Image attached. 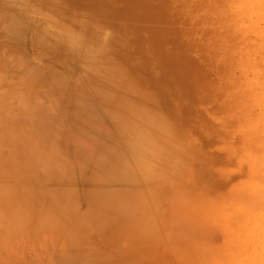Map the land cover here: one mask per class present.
I'll use <instances>...</instances> for the list:
<instances>
[{
  "label": "rangeland",
  "instance_id": "rangeland-1",
  "mask_svg": "<svg viewBox=\"0 0 264 264\" xmlns=\"http://www.w3.org/2000/svg\"><path fill=\"white\" fill-rule=\"evenodd\" d=\"M256 1L0 0V264H264V6ZM52 5L77 22L51 15ZM100 22L106 28L91 38ZM62 26L81 35L84 62L92 40L93 67L59 42ZM128 104L142 106L150 124L143 115L135 123ZM125 118L146 126L149 163L127 161L128 135L143 130L128 133ZM139 134L132 141L146 143ZM147 188L154 217L135 219Z\"/></svg>",
  "mask_w": 264,
  "mask_h": 264
},
{
  "label": "bare ground",
  "instance_id": "bare-ground-1",
  "mask_svg": "<svg viewBox=\"0 0 264 264\" xmlns=\"http://www.w3.org/2000/svg\"><path fill=\"white\" fill-rule=\"evenodd\" d=\"M35 1H36V0H35ZM37 1H38V2L41 1L42 4H43V3H46L45 1H47V2H49V3L52 2V1L50 2V0H37ZM79 1H80V0H79ZM92 1H93V0H92ZM256 2H262V6H260V7H263V6H264V1L259 0V1H256ZM31 3H32V2H31ZM49 3H48V4H49ZM53 3H54V2H53ZM55 3H56V2H55ZM55 3H54V4H55ZM68 3H69V2H67V5H68ZM76 3H78V2H76ZM83 3H84V2H83ZM93 3H94V2H93ZM93 3H92V4H93ZM78 4H79V3H78ZM81 4H82V3H81ZM92 4H91V5H92ZM26 5H29V4H26ZM36 5H37V4H35V6H36ZM64 5H65V4H64ZM71 5H72V4H71ZM91 5H90V6H91ZM108 5H109V4H108ZM32 6H33L32 4H31V6L29 5L28 7L25 6V7H27V8L25 9V12H26L27 14H28L29 12H33V10H34L33 7H34V6H33V7H32ZM37 6H39V5H37ZM45 6H46V4H45ZM48 6H49V5H48ZM48 6H46V7H48ZM79 6H81V5L79 4ZM99 6L101 7V5H99ZM82 7H83V6H82ZM84 7H85L84 10L88 9L86 6H84ZM0 8H1V7H0ZM35 8L37 9V7H35ZM41 8H42V7H41ZM50 8H51V9H50L49 11L47 10L49 13H50V11H51V13H52V11L54 10L53 12H55V13L58 12V13L60 14V17H61L62 19H64V18L66 17V20H67V18H69V21H68V22H71V21H73V20L76 21V19L78 18V17L74 14L73 11H71V10L68 9L67 6H61V5H60V8H62V9H60V8H59V5H52ZM58 8H59V9H58ZM63 8H64V10H63ZM71 8H72V7H71ZM122 8H123V7H121V9H122ZM2 9H3V8H2ZM38 9H39V7H38ZM43 9H44V8H43ZM73 9H74V8H73ZM55 10H60V12H59V11H55ZM77 10H78V9H77ZM77 10H76V11H77ZM122 10H123V9H122ZM3 11H4V10H0V13L3 12ZM63 11H64V12H63ZM123 11H124V10H123ZM123 11H122V12H123ZM232 11L236 12V11L234 10V8H233ZM45 12H46V11H45ZM62 12H63V14H61ZM80 12H83V11H80ZM86 12H87V11H86ZM122 12H121V13H122ZM127 12H128V11H127ZM127 12H126V13H127ZM234 12H233V14H234ZM33 13H34V12H33ZM43 13H44V12H43ZM51 13H50V14H51ZM75 13H76V12H75ZM83 13H84V12H83ZM1 14L4 15L5 12H3V13H1ZM45 14H46V13H45ZM47 14H48V13H47ZM50 14H48V15H49L48 17H47L46 15H45L46 17L44 16L45 18H44L43 20L45 21V23H46V21L49 20L48 18L51 17ZM79 14H80V13H79ZM87 14H88V12H87ZM115 14H116V13H115ZM231 14H232V13H231ZM231 14H230V15H231ZM2 15H0V16H2ZM41 15H42V14H41ZM51 15H53V14H51ZM61 15H62V16H61ZM84 15L86 16V14H84ZM103 15H104V13H103ZM116 15H118V14H116ZM119 15H120V14H119ZM122 15H123V13H122ZM5 16H6V14H5L3 17L5 18ZM35 16H36V15H35ZM63 16H64V17H63ZM89 16H90V14H88L87 17H89ZM233 16H234V15H233ZM260 16H261V15H260ZM27 17H28V16H27ZM81 17H82V16H81ZM236 17H238V16H236ZM31 18H32V17H31ZM232 18H233V17H232ZM5 19H6V18H5ZM50 19H51V18H50ZM85 19H86V18H81V20H85ZM88 19H89V18H88ZM92 19H93V18H92ZM78 20H79V19H78ZM89 20H90V19H89ZM2 21H3V20H2ZM2 21H1V22H2ZM79 21H80V20H79ZM42 22H43V21H42ZM42 22H41V23H42ZM76 22H77V21H76ZM101 22H103V21H101ZM101 22H100V24L98 23V25H101ZM45 23H44V24H45ZM63 23H65V22H63ZM72 23H73V22H72ZM65 24H66V23H65ZM65 24H64V25H65ZM70 24H71V23H70ZM102 24L104 25V22H103ZM62 25H63V24H62ZM73 25H74V24H73ZM40 26H41V24H40ZM71 26H72V24H71ZM88 26H89V25H88ZM90 26H91V25H90ZM105 26H107V25L105 24ZM107 27H108V26H107ZM38 28H39V27H38ZM61 28H64V29L66 30V27H65V26H64V27L62 26ZM89 28H90V27H89ZM104 28H106V27H104V26H102V25L93 28V30L91 31V38H93L94 35H95V38L97 39V36L100 34L99 32H101L100 30H103ZM78 29H79V28H78ZM108 29H109V28H108ZM39 30H40V31H41V30H44V32H49L50 34H51V32H53L50 28H47V29H46L45 27L42 28V29L40 28ZM45 30H46V31H45ZM53 30H54V29H53ZM61 30H63V29H61ZM61 30H59V32H60ZM105 30H106V29H105ZM54 31H55V30H54ZM85 31H86V30H85ZM89 31H90V30H89ZM89 31H88V33H89ZM106 31H107V30H106ZM41 32H43V31H41ZM56 32H57V30H56ZM59 32H57V34H60L62 31H61L60 33H59ZM63 33H65V34H63ZM63 33L60 34V35H57V36H62V38H63V39H62V38L60 37V39H58L59 42H64V43H66L67 46H68V48L70 47L69 49H71V51L73 52V54H72V55H74L73 57H74L75 59H76V58L80 59V58H79L80 54H79V55L77 54V53H78V49H79L80 47L77 46L76 44H77V42H79V40H82V39H81V38H82L81 35H79L78 33L75 34V33H73V32H69L68 29H67L65 32L63 31ZM81 33H82V32H81ZM38 34H39V37H40V36H42L43 33H38ZM82 34L84 35V33H82ZM114 34L116 35V33H114ZM119 34H120V33H119ZM89 35H90V34H89ZM121 36H122V35H121ZM39 37H38V38H39ZM53 37H54V36H53ZM85 37H86V36H85ZM118 37H119V36H118ZM55 38H56V35H55ZM86 38L88 39V37H86ZM115 38H117V36H116ZM98 39L100 40L99 37H98ZM119 39H120V37H119ZM83 40H84V39H83ZM88 40L91 41V43L89 42V43H90L89 48H87V49H85V50L82 49V50L84 51V53H85L84 56H86V57H85L86 59L84 58V59L86 60V62H84V61L81 60V59L78 60L79 62H80V61H83V62H82V63H83V66H85L86 68H89V67H91V66H92V67L94 66V62H92V61H93V59L95 58V57H94V56H95V52L92 50V48H93V47H92V40H91V39H88ZM121 40H122V39H121ZM123 40H124V39H123ZM39 41H40V43H41V45H42V42H43L42 37L39 38ZM116 41H117V40H116ZM53 42H55V41H53ZM101 42H102V41H101ZM123 42H124V41H123ZM36 43H37V42H36ZM48 43H49V42H48ZM118 43H119V42H118ZM55 44H56V43H55ZM57 44H59L58 41H57ZM59 45H60V44H59ZM96 45H97V43H96ZM115 45H116V44H115ZM115 45H114V46H115ZM126 45H127V44H126ZM126 45H125V48H126ZM39 46H40V44H39ZM54 46H55V45H54ZM60 46H61V45H60ZM100 46H104V45H100ZM100 46H99V47H100ZM78 47H79V48H78ZM113 48L115 49L116 46L113 47ZM37 49H38V48H37ZM42 49H43V48H42ZM53 49H54V47H53ZM53 49H52V50H53ZM101 49H102V48H101ZM106 49H107V48H106ZM47 50H48V49H47ZM52 50H51V52L54 51V50H53V51H52ZM103 50H104V49H103ZM115 50H116V49H115ZM45 51H46V49H45ZM48 51H49V50H48ZM69 51H70V50H69ZM71 51H70V52H71ZM80 51H81V49L79 50V53H80ZM83 51H82V52H83ZM40 52H41V51H40ZM46 52H47V51H46ZM51 52H50V54H51ZM8 53H9V52H8ZM37 53H38V52H37ZM42 53H43V52H42ZM42 53H39V54H42ZM10 54H11V53H10ZM16 54H17V53H16ZM47 54H48V52H47ZM47 54H46V55L42 54V55L46 56V58H47V57L49 56V55L47 56ZM13 55H14V54H13ZM19 55H20V54H19ZM34 55H35V54H34ZM57 55H58V54H57ZM75 55H76V57H75ZM77 55H78V57H77ZM17 56H18V55H17ZM17 56H16V57H17ZM39 56H40V55H39ZM51 56H52V55H51ZM81 56H83V54H81ZM104 56H105V55H104ZM106 56H107V55H106ZM10 57H11V56H10ZM14 57H15V56H14ZM16 57H15V58H16ZM109 57H110V56H109ZM109 57H108V58H109ZM43 58H44V57H43ZM50 58H51V57H50ZM103 58H104V57H103ZM108 58H107V59H108ZM39 59H40V58H39ZM41 59H42V58H41ZM53 59H54V57H53ZM82 59H83V58H82ZM129 59H131V58H129ZM76 60H77V59H76ZM97 60H98V59H97ZM110 60H111V59H110ZM99 61H100V60H99ZM99 61H98V62H99ZM106 61H107V60H106ZM130 61H131V60H130ZM15 62H16V61H15ZM46 62H47V61H46ZM104 62H105V61H104ZM104 62H103V63H104ZM112 62H113V61H112ZM115 62H116V61H115ZM96 63H97V62H96ZM105 63H106V62H105ZM116 63H117V62H116ZM106 64H108V63H106ZM95 65H97V64H95ZM22 66H23V65H22ZM24 66H25V64H24ZM26 66H27V65H26ZM113 66H114V65H113ZM81 67H82V66H81ZM103 67H104V66H103ZM115 68H116V67H115ZM23 69H26V68H23ZM96 69H97V68H96ZM105 69H106V68H105ZM81 70H82V69H81ZM103 70H104V69H103ZM103 70H102V72H104ZM67 71H68V70H67ZM23 72H24V71H23ZM69 72H71V71H69ZM83 72H85V71H83ZM109 72H110V70H109ZM64 73H65V72H64ZM69 74H70V73H69ZM55 75H56V74H55ZM83 75H84V74H83ZM58 76H59V75H58ZM66 76H67V75H66ZM74 77H75V76H74ZM79 77H80V76H79ZM102 77H103V76H102ZM115 77H116V76H115ZM53 78H54V77H53ZM71 78H72V77H71ZM122 78H123V77H122ZM55 79H56V78H55ZM57 79H58V78H57ZM57 79H56V80H57ZM61 79H62V78H61ZM61 79L59 80L60 82H61ZM78 79H79V78H78ZM38 80H39V79H38ZM63 80H64V78H63ZM115 80H116V79H115ZM118 80H119V82H120V79H118ZM124 80H125V79H124ZM59 81H58V82H59ZM114 82H115V81H114ZM119 82H118V83H119ZM126 82H127V81H126ZM76 83H77V82H76ZM83 83H84V82H83ZM118 83H117V84H118ZM121 83H124V82L121 81ZM117 84H116V85H117ZM65 85H66V84H65ZM114 85H115V84H114ZM123 85H124V84H123ZM70 86H71V85H70ZM120 87L122 88V86H120ZM123 89H124V88H123ZM131 89H132V88H131ZM121 90H122V89H121ZM135 91H136V90H135ZM135 91H134V92H135ZM125 92H126V90H125ZM120 93H121V92H120ZM126 93H127V92H126ZM132 93H133V92H132ZM135 93H136V92H135ZM122 94H123V93H122ZM124 94H125V93H124ZM131 96H132V95H131ZM52 97H53V96H52ZM23 98H24V97H23ZM25 99H26V98H25ZM130 99H131V98H130ZM132 100H133V99H132ZM108 103H109V102H108ZM114 104H115V103H114ZM141 104H142V103H141ZM46 105H47V104H46ZM35 106H36V105H35ZM48 106H49V105H48ZM121 106L124 107V108L126 107V106H123V105H121ZM121 106L119 105V108H120ZM142 106H143V104H142ZM142 106H141V109H140V108L136 109V108H137V107H136L135 110H132V111H131L130 108H129V104H128V106L126 107V110L128 109V111H129L128 114H129L130 116L132 115L131 118L134 116V121H135V123H136V119H138V121H139L140 116L143 115L144 117H143V116H141V117H143V119H144L147 123L150 124V121H148V120H149V116L146 117V115L148 114L147 112H149L148 107L145 106V110H146V113H147V114L145 115V114H141V113H140V111L142 112V110L144 109ZM116 107H118V105H116ZM139 107H140V106H139ZM39 108H40V106H39ZM43 109H44V108H43ZM52 109H53V107H52ZM121 110H122V108H121ZM126 110H124L123 112H125ZM139 110H140V111H139ZM42 111H43V110H42ZM42 111H40V112H42ZM51 111H52V110H51ZM134 111H135V112H134ZM138 111H139V112H138ZM35 112H36V109H35ZM35 112H34V113H35ZM143 112H144V111H143ZM143 112H142V113H143ZM44 113H45V111H44ZM67 113H68V112H67ZM138 113H139V114H138ZM39 114H40V113H39ZM60 114H61V113H60ZM135 114H136V115H135ZM34 115H35V114H34ZM32 116H33V115H32ZM32 116H31V117H32ZM36 116H37V115H36ZM40 116H42V115H39V116H38V117L41 118L42 120H41V119H38V117H37V119L39 120V123H38V121H37L38 125L35 124V125H37V126H40V120H41V121H44V119H43L42 117H40ZM130 116H128V117H130ZM35 118H36V117H35ZM45 118H46V115H45ZM123 118H124V117H123ZM29 119H30V118H29ZM31 119H32V118H31ZM33 119H34V116H33ZM37 119H35V120H37ZM46 119H47V118H46ZM46 119H45L44 122H45V124H47V126H48V122H49V121L46 122ZM125 119H126V120H125ZM125 119H124V120L127 122L128 118H125ZM35 120H34V122L31 121V124H32V123H35V122H36ZM50 121H51V120H50ZM128 121H129L128 126H129L131 129L128 128V129H129V130H128L129 132H128V131L125 129V128H127V127H125L126 125H124V127H125L124 129H125V132L127 131L128 133H130V130H133L137 125H135V123H133V125H132V123H130V122H131V119H129ZM132 122H133V121H132ZM42 123H43V122H42ZM29 124H30V123H29ZM43 124H44V123H43ZM137 124L139 125V124H140V121L137 122ZM152 124L154 125V123H152ZM130 125H132V126H130ZM27 126H28V125H27ZM30 126H31V125H29V127H30ZM37 126H36V127H37ZM43 126H44V125H43ZM47 126L45 125L46 128H47ZM134 126H135V127H134ZM139 126L141 127V125H139ZM31 127H32V126H31ZM31 127H30V128H31ZM50 127H51V126H50ZM122 127H123V126H122ZM144 127H146V126H144ZM144 127H142V128L139 129L138 126H137V127H136L137 129L135 128L137 131H138V130H143V132L141 131L140 134L136 132L135 135H136V134H139L140 137H141V134H142V137H143V136L146 134L143 138L141 137V138H142L141 141L144 140V138L146 139V138L149 137V136H147V135H148L147 132H146V133L144 132V129H143ZM30 128H29V129H30ZM37 128H38V127H37ZM39 128H41V127H39ZM39 128H38V129H39ZM48 128H49V127H48ZM48 128H47V129H48ZM132 128H133V129H132ZM147 128H148V127H147ZM122 129H123V128H122ZM135 129H134V130H135ZM30 130H31V129H30ZM30 130H29V131H30ZM6 131H7V130H6ZM38 131H40V130H38ZM41 131H42V129H41ZM43 131H44V130H43ZM48 131H50V130L48 129ZM158 131H159V130H158ZM127 132H126V133H127ZM134 132H135V131H134ZM162 132H163V131H162ZM41 133H46V132H40V135H38L40 138H41V135H42ZM47 133H48V132H47ZM163 133H164V132H163ZM38 134H39V132H38ZM50 134H51V133H50ZM143 134H144V135H143ZM47 135H48V134H47ZM130 135H131V134L128 135V136H129V139H130L129 142H133V143H130V144H132V146H131V148H130V150L132 149V150H131L132 152L130 153L131 155L129 154V155H130V156H129L130 158L128 157L129 159L127 158L128 160H127V159H126V160H127L128 162H129V160H131V161H135L136 163H139V164H141V165H143V164H145V163H147V162L149 163L150 160H152V157H153V156H152V153H150V150H149V153H148V150H147L148 147H149V148L151 147V146H150V145H151V141H148V140H150V139H149V138H148V140L146 139V140L148 141V142L146 141V143H144L145 141H144V142H138V143L135 142V143H134V141H136V136L134 135L135 137L133 136V138H132V137H130ZM132 135H133V134H132ZM132 135H131V136H132ZM154 135H156V134H154ZM161 135H163V134H161ZM35 136H36V135H35ZM43 136L45 137V134H44ZM43 136H42V138H44ZM126 136H127V135H126ZM126 136H124V137H126ZM128 136H127L126 138H128ZM36 137H37V136H36ZM39 137H37V138H39ZM46 137H47V136H46ZM140 137H139V138H140ZM37 138H36V140H35V137L33 136V139H34L36 142H38V141L40 140V138H39V139H37ZM42 138H41V139H42ZM137 138H138V137H137ZM151 138H152V137H151ZM158 138H159V137H158ZM161 138H162V137H161ZM124 139H125V138H124ZM134 139H135V140H134ZM37 140H38V141H37ZM43 140L47 141L46 138L42 139V141H39L40 143H38V144H41L40 146H42V145H44V144L46 143V142H44ZM125 140H126V139H125ZM132 140H134V141H132ZM127 141H128V140H127ZM157 141H158V140H157ZM36 142H35V143H36ZM43 142H44V143H43ZM49 142H50V141H49ZM14 143H15V142H13V144H14ZM11 144H12V143H11ZM38 144H36V145L38 146ZM137 144H138V145H137ZM45 145H46V144H45ZM45 145H44V146H45ZM44 146H43V147H44ZM153 146H154V145H153ZM14 147H15V146H14ZM16 147H18V146L16 145ZM20 147H21V146H20ZM18 148H19V147H18ZM19 149H20V148H19ZM24 150H25V149H24ZM16 151H19V150L16 149ZM159 151H160V150H159ZM20 152H21V151H20ZM155 152H156V151H155ZM16 153H17V152H16ZM33 153H34V150H33ZM18 154H19V153H18ZM18 154H17V155H18ZM158 154H159V153H158ZM37 157H38V156H37ZM39 158H40V157H39ZM42 158H43V157H42ZM43 160H45V159H43ZM127 161H125V164L127 163ZM42 162H43V161H42ZM54 163H55V162H54ZM129 163L133 164L132 162H129ZM129 163H127V164L129 165ZM134 164H135V163H134ZM53 165H54V164H53ZM135 165H138V164H135ZM141 165H139V166H141ZM126 166H127V165H126ZM142 167L144 168V166H142ZM41 168H42V167H41ZM45 168H46V167H45ZM126 168H127V167H126ZM126 168H125V169H126ZM128 168H130V167H128ZM43 169H44V168H43ZM106 169H107V168H106ZM134 169H135V168H134ZM134 169H133V170H134ZM54 170H55V169H54ZM138 170H139V169H137V172L139 173ZM50 171H51V170H50ZM135 171H136V170H135ZM134 173H135V172H134ZM136 174H137V173H136ZM140 174H141V173H140ZM151 176H152V175H151ZM50 177H51V176H50ZM53 178H54V177H53ZM138 178H139V177H138ZM142 178H143V177H142ZM136 179H137V178H136ZM131 180H132V179H131ZM133 180L135 181V179H133ZM133 180H132V182H133ZM139 180H141V179H139ZM139 180H138V181H139ZM50 181H51V180H50ZM52 181L54 182V180H52ZM56 181H57V180H56ZM56 181H55V182H56ZM146 182H147V181H146ZM142 183L144 184V182L139 181V184L143 185ZM147 184L149 185V181H148ZM51 185H52V184H51ZM56 185H57V183H56ZM132 185H133V184H132ZM48 186H49V185H48ZM52 186H54V185H52ZM133 186H136V184L133 185ZM128 187H130V186H128ZM47 188H48V187H47ZM134 188H137V187H134ZM9 189H10V188H9ZM25 189H27V188H25ZM53 189H54V188H53ZM142 189H143V188H142ZM148 189H149V188H147V189L144 191V193H139V194H142L141 196L144 198V201H141V205H142V207H144V208H142V209L140 210L141 213H139V214H137V215H136V213L134 212V214H135V216H136L135 219H142V220L144 219V220H145V219H147V218H153V217H154V214H155V213H154V212H155V210H154L155 205H152L153 200H152V198H151L152 196H150V191H149ZM10 191H11V190L7 191L6 193H8V192L10 193ZM142 191H143V190H142ZM142 191H138V192H142ZM153 191H154V190H153ZM153 191H151V193H152ZM156 191H157V190H156ZM36 192L38 193V191H36ZM128 192H129V191H128ZM133 192H134V191H133ZM163 192H164V190H163ZM49 193H50V192H49ZM18 194H19V193H18ZM129 194H130V192H129ZM143 194H144V196H143ZM14 195H15V194H14ZM20 195H21V194H20ZM41 196H43V195H41ZM46 196H47V194H46ZM70 196H71V195H70ZM131 196H132V195H131ZM4 197H5V196H4ZM4 197H3V198H4ZM13 197H14V196H13ZM32 197H33V196H32ZM44 197H45V194H44ZM48 197H49V199H50V195H48ZM71 197H73V196H71ZM10 198H12V197H10ZM69 198H70V197H69ZM150 198H151V199H150ZM162 198H163V197H162ZM37 199H39V197H38ZM71 199H73V198H71ZM134 199H135V198H134ZM2 200H3V199H2ZM34 200H35V199H34ZM39 200H40V202L43 203V201H42L43 198H42V200H41V199H39ZM39 200H38V202H39ZM44 200H45V198H44ZM53 200H54V198H53ZM69 200H70V199H69ZM131 200H133V199H131ZM138 200H139V199H138ZM151 200H152V203H151ZM4 201H5V199H4ZM12 201H13V199H12ZM157 201H158V200H157ZM6 202H8V201H6ZM9 202H10V204H11V200H10ZM35 202H36V201H35ZM50 202L52 203L51 200H50ZM133 202H134V201H133ZM160 202H161V201H160ZM42 203H41V204H42ZM51 203H49V204H51ZM5 204L7 205V203H5ZM12 204H13V202H12ZM24 204H25V203H24ZM35 204H38V203H35ZM45 204H46V203L44 202V204H43V207H44V208H45V206L47 205V204H46V205H45ZM14 205H17V204L14 203ZM44 205H45V206H44ZM129 205H130V204H129ZM135 205H136V204H135ZM25 206H26V204H25ZM37 206H38V205H37ZM131 206H132V205H131ZM131 206H130V207H131ZM38 207H39V206H38ZM47 207H48V206H47ZM47 207L45 208V210L47 209ZM136 207H137V206H136ZM136 207H133V208L136 209V212H137V208H136ZM153 207H154V208H153ZM41 208H42V206H41ZM70 208H71V207H70ZM7 209H9V208H7ZM20 209H21V207H20ZM129 209H130V208H129ZM15 210H16V209H15ZM12 211L14 212V210H12ZM81 211H82V210H81ZM124 211H125V210H124ZM134 211H135V210H134ZM138 211H139V209H138ZM40 213H41V212H40ZM87 213H88V212H84V214L88 215ZM70 214H71V213H70ZM130 214L132 215V213H130ZM157 215H158V214H157ZM120 216L122 217V215H120ZM155 217H156V215H155ZM157 217H158V216H157ZM123 220H124V219H123ZM103 222H104V221H103ZM103 222H102V223H103ZM143 222H144V221H143ZM139 223H140V222H139ZM152 223H154V222H152ZM106 224H107V223H106ZM115 224H116V223H115ZM150 224H151V223H150ZM102 225H103V224H102ZM104 225H105V224H104ZM104 225H103V226H104ZM151 225H153V224H151ZM151 225H149V226H151ZM123 226H124V225H123ZM120 230H122V228H120ZM125 230H126V229H125ZM104 231H105V230H104ZM119 232H121V231H119ZM119 232H118V233H119ZM126 232H127V231H126ZM120 235H121V234H120ZM122 235H123V234H122ZM117 238H118V237H117ZM108 239H109V238H108ZM112 239H113V238H112ZM77 248H78V247H77ZM67 249H68V248H67ZM71 250H73V249L71 248ZM65 251H66V252H65V254H66V253H67V250H65ZM75 251H76V250H75ZM77 251H78V249H77ZM81 252H82V251H81ZM76 254H77V253H76ZM67 255H68V253H67ZM67 255H66L65 258H67V257L69 256V255H68V256H67ZM71 256H72V255H71ZM105 257H106V256H105ZM78 258H79V257H77V259H78ZM83 258H84V257H83ZM83 258H82V259H83ZM58 259H59V258H58ZM69 259H70V257H69ZM71 259L74 260L73 258H71ZM84 259H85V258H84ZM56 260H57V259H56ZM72 260H71V261L69 260V263H70V264H71ZM66 261H67V260H66ZM75 261H77V260L75 259ZM54 262H55V261H54ZM57 262H58V260H57ZM57 262H56V263H57ZM59 262H61V261H59ZM80 262H81V261H80ZM72 263H73V262H72ZM90 263H91V262H90ZM61 264H63V260H62ZM64 264H67V262L64 263Z\"/></svg>",
  "mask_w": 264,
  "mask_h": 264
}]
</instances>
